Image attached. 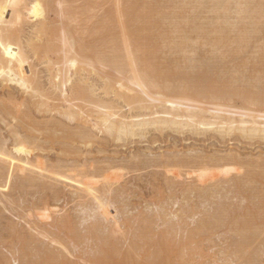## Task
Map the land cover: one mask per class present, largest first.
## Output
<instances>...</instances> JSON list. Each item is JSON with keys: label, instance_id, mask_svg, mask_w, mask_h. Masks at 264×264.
<instances>
[{"label": "rangeland", "instance_id": "obj_1", "mask_svg": "<svg viewBox=\"0 0 264 264\" xmlns=\"http://www.w3.org/2000/svg\"><path fill=\"white\" fill-rule=\"evenodd\" d=\"M52 1L54 3L52 4L53 7H51V3V6L46 2V4H44L43 0H26L27 4H25L22 9L25 20L19 27L22 45L29 59L25 69L31 76H33V72L37 74L35 78V87L39 93L27 94L17 86L9 85L8 87V85L2 84L0 80V146L15 158H22L24 161L28 160V162H31L33 165L40 164L48 170V173H43L41 175L37 173H35L37 175L31 174L33 175L31 176L32 179L30 178L31 180L28 182V179L26 180L25 178L26 174H28L27 177H30L29 173L24 175L18 173L16 176H13L6 172L7 170L3 171L6 166L4 167L2 165V167H4L3 170L1 169L2 167H0V264H132V261L138 264V262L142 260H147L151 255L150 259L154 261L156 257H152L154 253L158 252L159 247L163 245L162 243L170 245L168 249H170L171 253L167 256L170 257L169 260H167L170 264H264V247H262V245L264 246V242L261 241V238L264 237L262 234L264 233V204H262L264 200V135L260 136L257 134V136H254L253 132H247L246 134L241 133V131L239 133L238 130V132L233 131L234 133H229L227 131L225 134L224 132L227 128L222 130L224 132L219 131L220 128H218V133L217 130H214L217 129L216 126H214V129L209 127L206 130L204 127H200L198 129L196 128V131L193 127L188 128V126H184L185 128H182V126L179 125L163 126V124L136 127L133 134L123 136L119 139L116 133H100L99 130L94 128V123L91 122L93 120L91 116L94 118L98 117L105 112L104 109L106 108H108L107 110L113 111L109 108L111 105L115 107L114 110L119 111L113 112L121 114L120 117H122V115H124V118L127 116L126 119L129 118L127 120L130 122H137V120L140 122V120L146 117L145 115L149 114L147 112H150L151 115L152 109H148L149 111H145L144 109L143 111L139 109L140 107H138V105L135 103L132 105L133 103H131L133 110L131 111L128 104L125 105L126 102L123 103L122 100L124 99L120 102V99H118L120 94L126 91L118 84L120 81L119 78L123 75H121L118 72L119 69H117V66L120 65H108L109 63L107 65H100L101 67L98 66L95 73L91 71L90 68V70H85L88 68L82 66L81 63L76 67L79 70L81 69L80 71L78 69H74V71L71 70V76L73 77V79H71L73 82L71 80V84L68 85V94L66 96L71 101H65H69L72 107L70 108L69 106L68 108L69 103L67 104L63 100L61 94V83L59 80L54 79L58 73V70L57 73L55 70L58 66L61 67L60 62L63 63L66 55H68V58H71V55H76L72 58H79L77 59L79 61L81 58L80 55L83 54L80 60L83 62L85 53L88 51H85V49L90 45H95L94 48L97 47L100 49V52L95 50L98 51L96 52L98 54L102 53L103 50L105 52H103L104 54H109L110 48H108V46L105 47L102 45L101 48L103 50L99 47L102 42V44H104L103 36L108 37L111 35L110 39H112L117 34L118 36L116 35V38H119L123 31L120 33L119 31L121 30H114V27L103 29L102 18L106 17L105 15L112 10H116V1H120L121 8L127 9V6L131 5L130 3L134 2V0ZM60 1L62 3L64 1V5L61 3L60 6ZM224 1L227 2L226 4H229V11L226 12H228L227 16H230V21H228L229 17L225 15L227 14L226 12L223 15L227 17V21L231 24L232 28L236 25H238L236 27L237 29L245 27L251 34L249 35L250 37H256L255 39L251 37L254 41L251 39V44L249 43V47L251 48L247 47L249 49H246L250 54L246 53V51L240 54L238 50L234 48L231 49V47L225 50H233L231 55L234 56L235 54L236 56H231L229 57L230 59L227 58L230 54L226 55V53L225 55L227 57L224 56L223 52L228 51L223 49V52H217L219 53L218 57L220 56L219 59L221 58L219 61L222 62L224 58L227 61L223 60L224 63L222 62V64L226 69L228 68L227 70L234 69L235 71L237 70V72L238 70L244 72L243 77L245 78L246 76L250 78L252 75H248L254 74L253 78H251L252 80L247 78L242 79L243 77L240 75V72H238V74L234 76L236 79L238 78L237 81L240 83H245L247 80L248 82L249 80L253 82L255 75H258V77L255 76L257 79L260 77V74H256V71L259 70L258 68L261 66L264 67V63L260 61L264 59L262 57L264 56V51H262L264 50L262 49L264 48V32L262 30L261 34L260 32L259 34L257 33L260 35V40L259 36L257 37V35H255L256 31H254V29L256 30L255 27L258 26L257 24L261 26L260 24L264 23V20H253L252 17L249 19L250 14L247 15V13L243 14L249 17L248 19L244 17L246 20L244 23V20L242 21L239 19V17L243 15L240 13L239 16L238 13L234 12H239L241 10L239 8H243L244 6L245 9H249V6H252L250 7L252 9L254 5L256 7L252 10H257L260 7L259 4L264 3V0ZM40 3H42L41 6ZM55 3H58L57 7H55ZM217 3L218 0H139V2L134 3V6L137 7L138 5L140 7L136 8L137 10L139 9L140 13L143 7H146L148 11L151 8L150 10H154V12L158 13L152 17L147 15L145 19L141 20L142 23H144V21L145 23L149 21L158 25L155 39L156 50L154 51V55L152 53L151 60L155 68L167 67L170 61H172L171 59H173L183 68V72L184 70H190V65L185 64L189 60H185L186 62H183L184 60L182 61V56H185L184 54H186L188 49H186V51L184 50L185 53H183L172 48L170 44L175 40L176 42L181 41L182 43V40L190 38L191 41L199 43L201 46H194L193 49L195 48L199 54H203L204 56L206 54H204V52H207V50L210 51L209 49L211 48L206 47L207 45H204L205 47L202 46L204 39H200L199 33L190 29L189 25L194 23V18H197V23L200 20L201 24L205 23L209 25L207 28L210 29L209 27L211 24L209 23H214L212 21L215 17V21H219L217 20L216 14L215 17H213L214 15L211 12L212 9H210L211 6ZM246 3H248L249 6L246 7ZM38 4L39 7H37ZM42 5L45 6L42 7ZM113 5L115 7H113ZM237 5L241 6L238 8L236 7ZM131 6H133V4ZM36 7L39 9L35 14ZM54 7L55 10L53 9ZM235 7L239 10H236ZM59 9L60 11L62 9L65 18L59 14ZM41 10L42 14L37 15ZM259 10L260 9H258V11ZM45 11H47V13ZM55 12L58 15H56ZM44 15H46V19L42 18ZM39 16H42V19L39 18ZM253 17L255 18L256 16ZM39 19L42 21L41 26H43V22L46 21V24H44L45 26H43L44 31H42L43 28L39 30L41 27L38 26L41 22ZM123 20H125L124 17ZM238 20L241 21L239 23H242V25L238 23ZM220 22L223 25L225 24V27L229 26L228 23H223L225 22L224 20H220ZM56 23L60 25L58 26ZM132 23L130 27H134L138 24L137 27L132 28L133 30L130 29L133 31L132 33L137 30L136 34L141 38L139 43L144 45L145 41L143 38L146 35L145 29L143 30L142 25H139L140 22ZM215 23L213 24L214 28L217 25H215ZM199 24L200 22L198 25ZM222 24H218L217 26H223ZM263 25L264 24L259 28H264ZM143 26L146 28V25L143 24ZM179 26H181V28L187 26V28L181 30ZM177 27H179V29ZM229 27H226V29H229ZM211 28L213 27L211 26ZM59 29H61V31L63 30V32L59 31ZM109 29H113V36ZM237 29L235 31L234 29H229V32H236ZM36 30H39V33L35 32ZM59 32H61V34ZM234 32L230 33L231 39L232 37L234 38ZM123 35H125L126 38L127 33ZM130 36H127L129 37L127 40L130 39L129 42L124 39L128 43L125 44L128 45L125 46V48L129 47L127 49L132 51L136 43L133 41L135 36ZM37 37L41 41L38 40ZM28 39L32 41L34 39V41H36L34 43L36 53L27 46ZM72 39L75 45H73ZM65 40L67 45L69 42L72 43V47L74 46L73 52L70 51V53H68L70 49H68V51L66 49L64 50V48L67 47V45L66 47L64 46ZM124 40H122L123 43ZM129 43L132 44L133 48ZM84 45H87V48H85L86 46ZM81 46L85 48L82 49L83 51L79 50ZM91 46L89 48H92ZM122 46L124 47V45H121V47ZM127 49L124 50L126 51ZM190 49L187 52L188 55L197 53L193 52L196 50L192 51L191 49L190 51ZM74 51L80 55L74 54ZM95 51L94 54H96ZM125 51L123 52L124 55ZM133 51L132 53H134ZM235 51H237V53H235ZM47 52L49 53L48 58L46 56ZM221 52L223 54H221ZM92 53L90 52L91 55H89V57H92ZM187 54L186 57H188ZM134 55L136 54L134 53ZM137 55L134 59L138 57ZM139 55L141 56L142 54L139 53ZM242 55L245 56V60H247V58L248 60L250 59V63L248 60H243ZM258 55L261 57L258 58ZM95 56H97V54ZM95 56L92 57L93 59L91 60L97 61ZM198 56V54L195 55V61L192 62L193 64L198 62L200 58L203 60L202 56ZM49 57L51 59H49ZM189 57H191V55ZM235 57L236 60L241 63L236 60L233 61L235 64L230 62V60H234ZM52 60H56L58 63ZM256 60H259L260 64L258 62L257 64ZM51 62H54L53 64L56 63V65L51 64ZM246 62H248V64ZM189 63L190 62H188V64ZM217 63L210 64V71H212L213 68V71L216 73L212 71L211 73L213 74L208 76H214L216 79H213V81L212 78L209 77V79H211L210 81H212L210 83L212 84L214 81L218 83L219 81V85H215L220 87V85H224L223 83L220 84V80H222L221 77L224 78V74L228 73H226V70L224 71V67L221 68L222 64L219 63L220 65L218 64L217 66ZM126 64H128V62L124 61V65ZM193 64L191 65L192 67L196 64L200 67L203 66L200 62ZM214 64L216 65L214 66ZM239 64H244V66L240 65L236 67ZM129 65H131L128 67H131L130 70H136L132 73L137 74L139 72L137 69H140V67L137 66L138 68L136 69V65H132L131 61H129ZM247 65L248 69H246ZM53 66H55V68ZM229 66H231L230 69ZM232 66H234V68ZM241 66L245 67V69L241 68ZM239 68L242 69V71ZM220 71H223V73L221 74ZM263 72L262 70L261 75ZM52 73L56 75L52 76ZM217 73L218 76L221 75L220 78H217V75L215 76ZM230 75L225 78L230 79ZM232 75V80L229 83L231 84L233 81L232 84H235L233 85L235 87L232 86L231 89L244 90V88L240 87L241 84L239 82L236 81L237 83H234L236 79L234 80ZM50 76L52 77L51 79ZM263 78L264 77H262V79ZM175 79L176 80L173 81L174 86L182 83V80L180 81L181 78L177 77ZM226 79L225 81H228ZM260 79L258 80L259 82ZM107 80H110L109 83L114 84V88L112 87L113 85L111 86V84H109L110 87L113 88L112 93L110 89V93L106 94L104 89L107 90V85L105 86L104 84H106L105 81ZM54 81H57L59 85L54 83ZM261 82L264 83V81ZM200 83H203V85L209 84L205 81H199V87H201ZM229 83L225 82L226 85H224V88L230 85ZM263 83L262 86H260L261 83H258L259 85L255 83L260 88L258 90L256 86L255 89L257 88L256 90L258 93L256 90L255 93H264L259 92L263 91L261 90L264 87ZM238 85L239 87L237 88ZM246 85L250 87L251 84L247 83ZM77 86L86 89V96L76 95L75 91V95H72L71 92H73V89H77ZM130 86H132L133 89H131L132 87L127 89V91L129 90L128 93L131 92V95L137 93L136 95H138L139 89L133 85ZM58 88H60V91ZM231 89H229V91L234 92ZM245 89L247 91V86ZM117 90L122 91L120 93L118 92L119 96L117 93L114 94ZM107 92H109V90ZM87 94L92 95L95 101L93 97ZM116 95L118 96V100L116 99ZM230 95L234 96L233 93H230ZM66 97H64V99ZM88 97L92 98L91 100H93L95 104L91 103ZM233 98H235L233 105L237 110L242 111L244 108V106H242L244 105V102H242L243 100L238 97ZM97 102L98 104L105 105V107L100 105L101 107H99V109L101 111L96 107ZM157 106L156 112H158V109L159 112L161 110L160 113L167 110V108L163 110V108H165L164 106ZM154 111L155 110H153V112ZM67 113L72 115L71 119H68ZM142 115H144L143 118ZM128 116H133L132 118L134 119L131 118V121ZM155 117L157 116H147L144 120H150ZM161 117L164 116L162 115ZM114 119L116 120L115 122ZM114 119V123L119 121V118ZM180 121H183V119ZM19 141H23L30 150L27 155L20 158L15 147L16 143ZM227 160H229V163H227ZM225 161V170L228 171L227 166H230L232 170L234 169L233 171L230 169L228 172H225L223 169L224 167H220L223 166L221 165L223 162L225 165ZM49 172L54 173V175L58 174V176H62V178L63 176L68 178L72 177V179H81L84 183H92L90 185L94 184V187L98 189L99 193H97L107 202L106 204L103 203L104 200H101L104 206L112 209L108 208L112 212L111 220L109 219L110 222L100 217L102 214L100 213V209L96 212L99 207L97 201V205H95V200H92L93 197L88 196L84 191L80 193L78 189L76 190L77 187L72 181H66V179L53 176V174L51 176ZM200 174L201 176L205 175V177L201 179V176H199ZM39 176L44 177L41 178ZM33 178L36 180H33ZM37 180L38 182H36ZM234 180H239V182L236 183ZM234 182L238 185H235ZM239 184L241 185L239 186ZM234 185L235 187L237 186V188H235ZM238 189H241L240 192ZM101 197L99 198L102 199ZM258 204L263 208L260 209L261 207ZM222 206L224 208L222 211L231 208L230 211H226L227 215L231 213V215H228L229 217L233 215L232 220L229 217L228 220L227 217L223 219V213L220 211ZM232 211H235V214H233ZM217 213L218 216L222 217L221 219L218 216L216 217ZM212 214L215 217L212 218ZM225 214L226 213H224L223 216H227ZM260 214L262 218L259 216ZM207 215L212 219L209 220L210 217ZM253 215L256 216L254 220L251 219ZM238 216L241 222L238 220ZM215 219L220 220L217 222ZM112 220H115V222L112 223ZM205 220L208 222L214 221L213 225H211L212 222L207 224L208 222H205ZM245 220L248 222L250 221L252 223L251 226L250 222L248 224ZM236 221H238V223L240 222L236 224L239 226L244 223L243 221L247 222L250 228H247V226H245L247 224L244 223L243 227L245 230L247 228L250 229V231H256L254 232L255 234L249 232L253 234L252 236L255 235V237H258H253L251 240L252 236H249V232L247 231L246 233V231L243 230L244 228L242 229V231H245L242 233L244 235L243 237L240 235L242 231L239 230V226L237 231L240 232L235 233L237 226L234 224ZM110 224L114 225V227L112 225L110 227ZM205 227H210V229L204 230ZM198 228H202L203 231H199ZM201 231L203 233H201ZM260 232H262V235H260ZM246 234V238L248 236L250 238L248 240L254 241L255 238L252 245L249 243L250 246H248L247 244V254H245V251L240 252L239 248H241V246L238 247L241 245L240 243H247V241H244ZM147 236L149 240H147ZM161 238H165L162 239V243L160 242ZM153 240L159 241L158 243H161V245L156 247V242ZM257 241L259 244H257ZM255 243L257 245H255ZM244 246L245 244L243 243L242 247H247ZM254 246L256 248L255 251H253ZM164 247L167 246L160 247L159 251H164L166 253L168 250L165 251L167 248ZM238 251L245 254V256H243L245 259L241 258L242 254ZM163 253H160L162 254L161 259L164 258L165 260L163 259V262H166L165 256L167 254ZM107 255H109L110 258L107 259ZM126 256L131 259L123 263L122 258ZM161 259H156L157 263L161 261ZM119 260L122 263H120ZM151 260H147V262L153 263ZM156 261H154V263Z\"/></svg>", "mask_w": 264, "mask_h": 264}, {"label": "bare ground", "instance_id": "obj_2", "mask_svg": "<svg viewBox=\"0 0 264 264\" xmlns=\"http://www.w3.org/2000/svg\"><path fill=\"white\" fill-rule=\"evenodd\" d=\"M49 4L50 5V3H51V5L52 4H54L53 3V1L52 0H43V3L44 4ZM136 2H139V0H134V2H132V3H130L131 5L133 4V6H131V5H129V6H127V9L125 10L124 8H121L122 6L120 5V1L118 2V1H116V10H112L111 12H109L107 15H105L106 17H104V18H102V20H103V22H102V20H101V22H102V27H103V29L105 28H107V27H109V28H113L114 27V30L115 29H120L121 31H119L120 33L123 31V33H121V36H119V38L117 37L116 38V35H115V37H113L112 39H110V37H111V35H109L108 37H106V36H103V40H104V44H102L103 42H102V39H101V44H100V48H101V46L103 45V46H105V47H107L108 46V48H110V53L109 54H104L105 52H104V50L102 51V53H96V52H98L100 49L99 48H97V47H95L94 48V46H91L92 48H87V45H84V46H86L85 48H87V49H85V48H83L82 46V48L80 47V49L79 50H82V49H85V51L86 50H88L87 51V53H89V54H87V53H85V52H83V53H85V59H84V61L82 62V61H80L81 60V58L83 57V56H81V55H83V54H78V53H76L75 51H74V54H78V55H80V62L77 60V59H79V58H77V59H74V58H72L73 56H76V55H71L72 57L71 58H68V55H66V53H65V55H66V57L64 58V61H63V63L62 62H60V65H61V67H57V69L55 70L56 71V73H57V70H58V73H57V75L55 76L54 75V73H52V76H55L56 78H54V79H57V80H59L60 81V87H62V97H63V100L65 101V100H70V99H68L66 96H67V94H68V85L69 84H71V80L73 79V77L71 76V70H73L74 71V69H78V68H76L78 65H79V63H81V65L82 66H85L86 68H88V69H85V70H90L91 69V71H93L94 73L96 72V70H97V67L98 66H100V65H107L108 63V65H113V64H116V65H120V66H117L118 68L117 69H119L118 70V72L121 74V75H123L121 78H119V77H117V78H119V80H117V81H119V83L118 84H120L119 86H121L122 87V89H124V90H126V91H124V92H122V91H116V92H114V94L115 93H117V95L119 96V94H118V92L120 93V92H122L121 94H120V97H122V98H118V96L116 95V99L118 98V99H120V102H121V100L122 99H124V100H122L123 101V103L124 102H126L125 103V105L126 104H128V107H130L131 109V111H133L132 110V107H131V103H133L132 105H134V103L136 104V105H138V107H140L139 109L140 110H143L144 111V109H145V111L146 110H151L152 109V111H151V115H150V112H147V113H149V114H147V115H145V113H144V115L146 116V117H144L143 118V116L144 115H142V120H144L145 118H147V116H149V117H153V116H157V117H155V118H151L150 120H144V121H142V120H140V122H139V120H137V122H135V121H133V122H130L129 120H127V119H129V118H127L126 119V117L124 118V115H122V117H120V115L121 114H117V113H115V112H113V111H117V110H114L115 109V107L113 106V105H111V106H109V108H111L113 111H110V110H107L108 108H106V109H104L105 110V112L104 113H102L101 115H99L98 117H93V116H91L92 117V123H94V128H96V130H99V132L100 133H108V134H114V133H116V135H117V137H118V139L119 138H121V137H123V136H127V135H130V134H133L134 133V130H135V128L136 127H148V126H155L156 124L157 125H161V124H163V126H166V125H179V126H182V128H185V127H187L188 126V128H190V127H193V128H200V127H204L205 128V130L206 129H208L209 127H211V129H214L215 127L214 126H216V128L217 129H214L215 131L217 130L218 131V128H220L219 129V131H221V132H224V131H222V130H224L225 128H227V129H225V134H226V132L228 131L229 133H231V132H238L239 131V133H240V131H241V133H246L247 134V132H253L252 134L254 135V136H257V134L258 135H264V93L263 94H257L258 92H257V88H258V90L260 89L257 85H259L258 83H261L260 84V86H262V83L263 82H261V81H264V78L262 79V77H264V72H263V76L261 75V73H262V70L264 71V69H261V68H264L263 66H258V67H260V68H258L259 70H255L256 71V74H260L259 76V78L257 79L255 76H257L258 77V75H255L254 76V81L252 82L251 80V78H253V75L254 74H250V75H248V76H251L252 75V77H248L247 78V76H246V78L247 79H251V80H249V82H248V80H247V82L245 81V83H244V85H243V83H240L239 81H237V79L235 78V76L234 75H237L238 74V72H240L239 70H238V72H237V70L235 71L234 69H230V67L231 66H229V69L230 70H227L226 68H225V66H223V64H222V62H223V60H225L224 58H223V60H222V62L221 61H219L220 59H219V57H218V54L219 53H217V52H220V51H222L223 52V49L225 50V49H227V48H231V49H235V50H238L239 52H240V54L241 53H243V51H246V49H249V48H251V47H249V43L253 40L254 41V39H255V37L256 36H251V37H253V38H251L249 35H251L248 31H247V29H245V27H241V26H239V27H241V28H239V29H237L236 27L238 26V25H236L234 28H232V26H231V24H229L228 23V21H230V16H227L228 15V12H226V11H229L228 9H229V4H226L227 2L226 1H224V0H218V3L216 4V5H213V6H211V8L210 9H212L211 10V12L213 13V17H215V14L217 15V20H219V21H215L216 20V17H215V19L214 18H212V19H214L212 22H216L215 23V25L217 24H219V25H221L222 23L220 22V20L221 21H225V22H223V23H228V25L230 26H226L227 28L229 27V29L231 30V29H234V31L237 29V31L236 32H234L235 34L233 35L234 36V38L232 37V39H231V34L230 33H233V32H229L230 30L229 29H226V27L224 26H217L216 25V27L214 28V23H209V24H211V26L213 27V28H211V26L209 27L210 29H208L207 27L209 26V25H206L205 23L203 24H201V21L199 20V22H200V24L198 25V23H197V21H198V19L197 18H194L195 20H194V23L193 24H190L189 26H190V29H193V30H195L196 31V33L198 32L199 33V36H200V39H204V42L202 43V46H204V45H207L206 47H209V48H211V49H209L210 51H211V55H210V51H208L207 50V52H204V54L206 53H208L207 55L205 54V56L203 55V54H199L198 53V51L194 48L193 49V47L194 46H200L199 45V43H195L194 41H191V39L190 38H188V39H184V40H182V43H181V41H178V42H176V40L175 41H172L171 42V47L172 48H174V49H177L178 51H180V52H183V53H185V51H186V49H192V51L193 50H196V51H193V52H197V53H191L190 54V52H189V54L191 55V57H189L190 55H188L187 54V52H188V50H187V52H186V54L188 55V57H189V59H188V57H186V54H184L185 56H182L183 57V59H182V61L183 62H186L185 60H189L188 62H190L189 64H188V62H186L185 64H187V65H190L189 67H191L190 68V70H184V72L182 71L183 70V68L182 67H180L179 65H178V62L176 61V60H173V59H171L172 61H170V64L169 65H167V67H157V68H155L154 66H153V64H152V62H151V60H152V53H153V55H154V51L156 50V43H155V39H156V33H157V30H158V25L157 24H154V23H151V22H149V21H147L146 23H145V21H144V23H142L141 22V20L142 19H145L146 17H147V15H149V17H152V16H154V15H156V14H158L157 12H154V10H150L149 9V11H148V9L146 10V7H143V11L141 10V13H140V11H139V9L137 10L136 8H138L139 6L137 5V7L136 6H134L135 4L134 3H136ZM60 4V6H61V1L59 2ZM25 4H27V2H26V0H0V80H1V82H2V84H4V85H8V87H9V85H14V86H17L18 88H20L24 93H27V94H29V93H39L38 92V90H37V88L35 87V78H36V76H37V74L35 73V72H33V76H31L28 72H27V70L25 69L26 68V66L28 65V62H29V59H28V55L26 54V52L24 51L25 49H24V47H23V43H22V41H21V37H20V26H21V24L24 22V17H23V14H22V9H23V7L25 6ZM41 4L42 3H40V6H41ZM56 4V6L55 7H57V4L58 3H55ZM63 5H64V1H63V3H62ZM247 5H246V7L247 6H249V4L248 3H246ZM263 4V5H262ZM50 5V6H51ZM114 5H115V3H114ZM113 5V7H115ZM203 5H204V3H203ZM239 5V4H238ZM236 6V7H240V6ZM257 5V4H256ZM260 5V7L258 8V9H260L259 11H258V9L256 10H252V9H254L256 6L254 5L253 6V8L251 9L250 7H252V6H249V9L248 8H246V9H248L247 11H245L246 9H245V6L243 7V8H239V9H241L239 12H234V13H238L239 14V16H240V13L243 15V14H247V15H249L250 16V18L249 17H246V16H240L239 17V19L240 20H244V23H245V18L244 17H246V19H251V17H252V19L253 20H256V19H258L259 21L260 20H264V3H260L259 4ZM45 6V5H44ZM43 5H42V7H44ZM37 7H39V4L37 5ZM36 7V12H35V14L38 12V9L39 8H37ZM41 7V8H42ZM46 7H48V6H46ZM51 7H53V5L51 6ZM51 7H50V10H51ZM55 7L53 8L54 10H55ZM204 7V6H203ZM230 7H231V5H230ZM235 7V8H236ZM59 8V7H58ZM64 8V7H63ZM140 8V7H139ZM234 8V9H235ZM238 8H236V10L238 9ZM47 9V8H46ZM114 9V8H113ZM124 11H123V10ZM238 9V10H239ZM243 9H245V10H243ZM59 11H60V9H59ZM148 11V12H147ZM235 11V10H234ZM242 11V12H241ZM243 11H244V13H243ZM46 13H47V11H45ZM227 13V14H225L227 17H229L228 19H227V17L226 16H224L223 14L224 13ZM262 12V13H261ZM57 13H59V12H57ZM41 15L42 14V10L41 11H39V13L37 14V15ZM43 14H45V13H43ZM55 14H56V12H55ZM59 14H61L62 15V17L63 18H65L64 16H63V12H62V9H61V11H60V13ZM36 15V16H37ZM56 15H58V14H56ZM223 15V16H222ZM48 16V15H47ZM253 16H256L255 18L253 17ZM42 17V16H41ZM40 16H39V18H41ZM59 17V16H58ZM123 17H124V19L125 20H123ZM237 17H238V15H237ZM42 18H47L46 17V15H44V17H42ZM41 18V19H42ZM60 18H61V16H60ZM60 18H58V19H60ZM244 18V19H243ZM263 18V19H262ZM41 19H39L40 21H41ZM44 19V20H45ZM57 20V19H56ZM63 20V19H62ZM228 20V21H227ZM227 21V22H226ZM46 21H44L43 23L44 24H46L45 23ZM56 22H58V21H56ZM132 22H140L139 23V25L141 24L142 25V27H143V30L145 29V32H146V35H145V37L143 38L144 39V41H145V44L144 45H141L139 42H140V40H141V38L140 37H138V34H136L137 33V30H135L134 31V33H132L133 31H131V29L132 28H134V27H137V25L136 26H132V27H130V24L132 23ZM239 22H241V21H239L238 20V23ZM41 23H42V21L40 22V24H38V26L40 27L41 26ZM48 23V22H47ZM237 23V24H238ZM243 23V24H244ZM44 24H42L43 26H45ZM51 24V23H50ZM49 24V25H50ZM56 24H58V23H56ZM62 24V23H61ZM143 24L144 25H146V28H144V26H143ZM240 24V23H239ZM262 24H264V23H262ZM262 24H260L261 26H262ZM60 24H58V26H59ZM112 25V26H111ZM132 25H133V23H132ZM240 25H242V23L240 24ZM258 26L257 27H255L256 28V30L254 29V31H256V33H255V35H257V37L259 36V39H260V35H258L259 34V32H260V34L262 33L261 31L263 30V32H264V28H259V27H261V26H259V24H257ZM37 26V25H36ZM43 26H41L40 28H39V30L41 29V28H43ZM178 26V25H177ZM141 27V26H140ZM176 27V26H175ZM180 27V29L182 30V29H184V28H187V26H184V27H182L181 28V26H179ZM179 27H177L178 29H179ZM263 27H264V25H263ZM36 28H38V27H36ZM55 28V27H54ZM57 28V27H56ZM59 28V27H58ZM60 28H61V26H60ZM131 28V29H130ZM174 28V27H173ZM47 29V28H46ZM62 29V28H61ZM61 29H59V31H61ZM39 30L37 31H35V32H37V33H39ZM66 30V29H65ZM65 30H64V32H65ZM110 30V29H109ZM113 30V29H112ZM112 30H110V32L112 33ZM133 30V29H132ZM185 30V29H184ZM42 31H44V28L42 29ZM67 31V30H66ZM41 32V31H40ZM61 32H63V30L61 31ZM61 32H59L60 34H61ZM125 32V33H124ZM32 33H34V32H32ZM58 33V32H57ZM127 33V35H126V38H125V35H123V34H126ZM131 33V34H130ZM258 33V34H257ZM54 34V33H53ZM59 34V35H60ZM106 34V33H105ZM129 34V35H128ZM132 34H134V35H132ZM31 35V34H30ZM38 35V34H37ZM41 35V34H40ZM55 35V34H54ZM65 35H67V34H65ZM64 35V36H65ZM71 35V34H70ZM102 35H104V34H102ZM130 35H132V36H130ZM32 36H34V35H32ZM39 36V35H38ZM62 36V35H61ZM72 36V35H71ZM70 36V37H71ZM112 36H113V33H112ZM118 36V35H117ZM122 36H124V37H122ZM127 36H130V37H133V36H135V38H133V41H135L134 43H136V46H134V53L138 56L136 59H134V57L136 56V55H134V53H132V51L131 50H129V49H127V48H129V47H127V48H125V46H128V45H125V44H128L127 43V41L129 42V40H127L129 37H127ZM36 37V36H35ZM57 37V36H56ZM67 37V36H66ZM66 37H65V39H66ZM106 37V38H105ZM38 38V37H37ZM58 38V37H57ZM69 38V37H68ZM123 38V39H122ZM60 39H61V37H60ZM64 39V38H63ZM118 39V40H117ZM124 39H126V40H124ZM252 39V40H251ZM259 39H256V40H259ZM38 40H40L39 38H38ZM43 40V39H42ZM117 40V41H116ZM122 40H124V43H123V41ZM131 40H132V38H131ZM250 40V41H249ZM261 40V39H260ZM41 41V40H40ZM69 41V40H68ZM72 41V43H73V45H75L74 43V41H73V39L71 40ZM125 41H126V43H125ZM36 41H34V39H33V41L31 40V39H28L27 40V46L29 47V48H31L32 50H33V52H35L36 53V49H35V45H34V43H35ZM62 42V41H61ZM64 42V41H63ZM130 42H132V41H130ZM70 43L71 42H69V46L67 45V42H66V40H65V42H64V44H62V45H64L65 47H66V45H67V47L66 48H64V50L66 49L67 51H68V49H70L69 50V52L68 53H70V51H72L73 52V47H72V43H71V46H70ZM77 43V42H76ZM121 43H123V44H121ZM253 43V42H252ZM130 44V43H129ZM251 44V43H250ZM93 45V44H92ZM121 45H124V47L122 46L121 47ZM131 46H132V44H130ZM209 45V46H208ZM69 47V48H68ZM70 47H72V48H70ZM76 47H77V44H76ZM201 47V46H200ZM205 47V46H204ZM247 47H249V48H247ZM97 48V49H96ZM132 48H133V46H132ZM76 49V48H75ZM124 49H127L128 50V52H127V50L125 51ZM131 49V48H130ZM191 49H190V51H191ZM198 49V48H197ZM200 49V48H199ZM208 49V48H207ZM261 49V48H260ZM262 49H264V48H262ZM261 49V50H262ZM95 50H98V51H95ZM185 50V51H184ZM203 50V49H202ZM204 50H205V48H204ZM67 51H64V52H67ZM83 51V50H82ZM94 51H95V53L97 54V56H95L96 54H94ZM125 51V55L123 54V52ZM225 51H228V50H225ZM229 51H230V49H229ZM229 51L228 52H223L224 53V56H226V55H229L227 58H229V57H231V56H233V55H231L232 54V52H233V50H231L230 51V53H229ZM262 51H264V50H262ZM90 52L92 53V57H96L97 58V61H94V60H91V59H93L91 56V58L89 57V55H91L90 54ZM100 52V51H99ZM104 52V53H103ZM121 52V53H120ZM221 52V54H223ZM261 52V51H260ZM259 52V53H260ZM67 53V54H68ZM80 53V52H79ZM82 53V52H81ZM139 53H141L142 55L140 56L139 55ZM202 53V52H201ZM227 53V54H226ZM235 53H237V51H235ZM246 53H249L248 52V50L246 51ZM49 53L47 52L46 53V56H47V58H48V55ZM122 54H123V56H122ZM196 54H198L199 56H202V59L203 60H201V58L199 59V60H201V61H199L198 60V62H200V64L202 63L203 64V66H197V64L195 65V66H191L193 63L192 62H194L195 60V55ZM226 54V55H225ZM239 54V53H238ZM250 54V53H249ZM94 55V56H93ZM99 55V56H98ZM210 55V56H209ZM259 55H261V54H259ZM258 55V58L259 57H261V56H259ZM88 56V57H87ZM198 56V57H199ZM234 56H236L235 54H234ZM233 56V57H234ZM243 56V60H245L244 58H245V56L244 55H242ZM70 57V56H69ZM78 57V56H77ZM238 57V56H237ZM241 57V56H240ZM239 57V58H240ZM250 57V56H249ZM263 58H264V56H262ZM205 58V59H204ZM49 59H51L50 57H49ZM48 59V60H49ZM230 59V58H229ZM193 60V61H192ZM197 60V59H196ZM236 60V57L234 58V60H230V62H233V61H235ZM241 60V59H240ZM247 60H248V58H247ZM247 60H245V61H247ZM46 61V60H45ZM52 61H54V62H56V63H58L56 60H52ZM124 61H126V62H128V64H126V65H124ZM129 61H131L132 62V65L133 64H135L136 65V69L138 68V67H140V69H137V70H139V72L137 73V74H135V73H132V72H135L136 70H130V68H128L129 66H131V65H129ZM181 61V62H182ZM219 61V62H218ZM225 61H227V60H225ZM237 61V60H236ZM250 61V59L248 60V62ZM261 61V63H264V62H262V61H264V59H261L260 60ZM50 62V61H49ZM54 62H51V64H53ZM180 62V63H181ZM198 62H195V63H198ZM218 62V63H217ZM221 62V63H220ZM237 62H239V63H241L240 61H237ZM248 62H246L247 64H248ZM259 63L260 64V62H259V60L257 61L256 60V63ZM56 63L55 64H53V65H56ZM62 63V64H61ZM97 63V64H96ZM194 63V64H195ZM213 63H217V66H218V64L220 63V64H222V67L221 68H223L224 67V71L226 70V73H228V74H224V78L223 77H221L222 78V80H223V82H222V80H220V84H224V85H226L225 84V82H231V80H232V77H231V75L233 74V73H235V72H237L236 74H233L232 76H233V78H234V83H237V82H239L240 84H241V88H244V90L243 89H236L237 90V92H236V90H234V89H231L232 88V86L233 85H235V84H232L233 83V81H232V83L230 84V85H228V86H226V88H224L225 86L224 85H220V87L218 86L217 87V85H215V84H218L219 85V81H218V83H217V81H214L212 84L210 83V82H212L213 81V79L215 80L216 78H214V76H208V75H211V74H213V73H211L212 71H213V68H212V71H210V64H213ZM224 63V62H223ZM229 63V62H228ZM227 63V64H228ZM234 63V62H233ZM243 63V62H242ZM250 63V62H249ZM255 63V64H256ZM257 63V64H258ZM193 64V65H194ZM219 64V65H220ZM235 64V63H234ZM80 65V66H81ZM115 65V66H116ZM181 65V64H180ZM216 64H214V66H215ZM240 65H243L244 66V64H239V65H237L236 67H238V66H240ZM48 66V65H47ZM81 66V67H82ZM138 66V67H137ZM197 66V67H196ZM213 66V65H212ZM235 66V65H234ZM234 66H232L233 68H234ZM50 67V66H49ZM54 68H55V66H53ZM80 67V68H81ZM101 67V66H100ZM209 69H208V68ZM226 67H227V65H226ZM53 68V69H54ZM90 68V69H89ZM216 68V67H215ZM241 68H243V69H245V67H242L241 66ZM49 69V68H48ZM51 69V68H50ZM217 69V68H216ZM220 69V68H219ZM236 69V68H235ZM240 69V68H239ZM246 69H248V65H247V67H246ZM79 70V69H78ZM81 70V69H80ZM79 70V71H80ZM84 70V69H83ZM223 70V69H222ZM234 72H233V71ZM241 71H242V69H240ZM232 71V72H231ZM243 71H245V70H243ZM247 71V70H246ZM52 72V71H51ZM50 72V73H51ZM213 72H215V71H213ZM232 74H231V73ZM251 72V71H250ZM249 72V73H250ZM75 73V72H74ZM77 73V72H76ZM82 73V72H81ZM125 73V74H124ZM216 73V72H215ZM219 73V72H218ZM218 73L217 74H215V76L217 75L218 76ZM220 73L222 74L223 73V71L221 72L220 71ZM231 75H230V74ZM243 73L244 72H240V75L243 77ZM248 73V74H249ZM253 73H255V72H253ZM79 74V73H78ZM135 74V75H134ZM230 75V79L228 78V79H226L225 77H227V76H229ZM221 76V75H220ZM220 76H218L217 78H220ZM223 76V75H222ZM244 76H245V74H244ZM262 76V77H261ZM177 77H179V78H181L180 79V81L182 80V83L181 84H179V85H173V81H175L176 79L175 78H177ZM209 77H211L212 78V81H210L211 79H209ZM239 77V76H238ZM52 77L50 76V79H51ZM72 78V79H71ZM245 77H243L242 79H246ZM261 78V79H260ZM106 79V78H105ZM108 79V78H107ZM110 79V78H109ZM225 79L226 80H228V81H225ZM260 79V82L258 81ZM83 80V79H82ZM201 82H206V83H209V84H207V85H203V83H200L201 84V87H199L198 86V82L199 81ZM219 80V79H218ZM230 80V81H229ZM241 80V79H240ZM52 81V80H51ZM58 81V82H59ZM81 81V80H80ZM84 81V80H83ZM108 81V80H107ZM107 81H105L106 82V84H104L106 87H107V90L106 89H104V91H106L105 93L107 94V93H110V89H111V93H112V89L114 88V84H112V83H109V81L107 82ZM112 81V80H111ZM114 81V80H113ZM237 81V82H236ZM244 81V80H243ZM251 81V82H250ZM256 81V82H255ZM72 82H73V80H72ZM242 82V81H241ZM258 82V83H257ZM54 83H56L57 84V81L55 82L54 81ZM108 83V84H107ZM251 84L250 85V87H249V85H246V84ZM257 85H256V84ZM109 84H111V86L113 87H110V85ZM55 85V84H54ZM53 85V86H54ZM57 85H59V84H57ZM56 85V86H57ZM83 85V84H82ZM130 85H133L134 87H136L137 89H139V91H138V95H131V92L130 93H128V91H127V89H130L132 86H130ZM56 86H55V88H56ZM79 86H81V85H79ZM83 86H85V85H83ZM229 86H230V88H229ZM246 86H247V91H246ZM257 86V88L255 89V87ZM263 86H264V83H263ZM58 87V86H57ZM78 87V86H77ZM76 87V88H77ZM110 87V88H109ZM228 87V88H227ZM233 87H235V86H233ZM239 87V85L237 86V88ZM248 87H249V89H248ZM252 87V88H251ZM54 88V89H55ZM217 88H218V90H217ZM221 88V89H220ZM57 89V88H56ZM60 88H58V90H59ZM73 89V88H72ZM131 89H133V87L131 88ZM220 89V90H219ZM229 89H231L232 91H234V92H230L229 91ZM252 89V90H251ZM88 90H89V88H88ZM109 90V92H107ZM245 91V92H242V91ZM250 90V91H249ZM255 90H256V92L257 93H255ZM261 90H263V91H259V92H264V87L261 89ZM60 91V90H59ZM72 91V90H71ZM74 91H75V93H76V95H85L87 92H86V89H82L81 87H78L77 89H73V92H71L72 93V95L74 94L75 95V93H74ZM91 91V90H90ZM131 91H133V90H131ZM135 91V90H134ZM70 92V91H69ZM79 92V93H78ZM92 92V91H91ZM91 92H89V93H91ZM233 93V95L234 96H232V95H230V93ZM88 93V94H89ZM93 93V92H92ZM87 94V95H88ZM73 95V96H74ZM86 96V95H85ZM88 96H90V97H93L92 95H88ZM115 96V95H114ZM64 97H66L65 99H64ZM90 97H88L89 98V100H90V102L91 103H94V97H93V100H91L92 98H90ZM233 97H238L239 99H241V100H243L242 102H244V105H242V106H244V108L242 109V111H240V110H237V108L233 105L234 104V102L233 101H235V98H233ZM87 98V99H88ZM233 98V99H232ZM117 99V100H118ZM71 101V100H70ZM67 104L69 103V105H68V108H69V106H70V108L72 107L71 106V104H70V102L69 101H65ZM241 102V103H242ZM73 103V102H72ZM130 103V104H129ZM95 104V103H94ZM98 105V106H97ZM97 105H96V107H97V109H99V107H101V106H103V107H105V105H101V104H98V102H97ZM101 105V106H100ZM157 105H159V106H164L165 108H163V110L164 109H166L167 108V110H164L162 113H160L161 112V110H160V112H159V109H158V112H156L157 111V108H158V106ZM102 107V108H103ZM108 107V106H107ZM113 107V108H112ZM133 107H136V106H133ZM157 107V108H156ZM101 108V109H102ZM118 108V107H117ZM153 108H156V109H153ZM137 109V108H136ZM160 109H162V108H160ZM241 109V108H240ZM100 110V109H99ZM148 110V111H149ZM153 110H155L154 112H156V113H154L153 112ZM101 111V110H100ZM99 111V112H100ZM121 111V110H120ZM117 112H119V111H117ZM152 112H153V114H152ZM101 113V112H100ZM99 113V114H100ZM118 115H119V117H118ZM164 116V117H161V116ZM158 116H160V117H158ZM166 116V117H165ZM67 117H68V119H71L72 118V115L71 114H68L67 113ZM128 117H130V120H131V118L133 117V116H128ZM136 117H139V116H136ZM135 117V118H136ZM114 118H119V121H118V119H117V121L118 122H116V123H114L116 120L114 119ZM140 118H141V115H140ZM113 119H114V122H113ZM132 119H134V118H132ZM137 119V118H136ZM183 119V121H180V120H182ZM132 121V120H131ZM249 125H250V127H249ZM185 126V127H184ZM218 126V127H217ZM207 127V128H206ZM197 129H196V131H197ZM202 130H203V128H202ZM238 130V131H237ZM219 131H218V133H219ZM245 131V132H244ZM233 132V133H234ZM256 133V134H255ZM251 135V134H250ZM1 147V146H0ZM16 151H17V153L19 154V158L20 157H23V156H25V155H27V153L30 151L29 150V148L26 146V144L23 142V141H19V142H17L16 143ZM232 158V157H231ZM230 160V159H229ZM229 160H227L228 162L227 163H229ZM223 161V160H222ZM233 161V160H232ZM231 163V162H230ZM233 163V162H232ZM221 164V163H220ZM219 164V165H220ZM250 164V163H249ZM2 165L5 167V169L3 170V168L4 167H2ZM221 165H223V166H220L221 168H223L224 166H226V161H225V165H224V162L221 164ZM0 167H2L1 169L3 170V171H5V170H7L6 172H8L9 174H11V175H13V176H16L18 173H21L22 175H24V174H26V173H29V176L30 177H27L28 176V174H26V180L28 179V182H29V180H31L32 179V177L31 176H33V175H31V174H35V173H37L38 175L40 174H43V173H48V170L46 169V168H44V166H41L40 164L38 165H36V164H31V162L29 163L28 162V160L27 161H24L22 158H20V159H18V158H15L12 154H10V153H7L2 147L0 148ZM228 167V171L231 169L230 168V166H227ZM232 167V166H231ZM7 168V169H6ZM233 168V167H232ZM224 170L226 169L225 167L223 168ZM234 170V169H233ZM232 169H231V171H233ZM227 170H225V172H226ZM227 171V172H228ZM230 171V172H231ZM51 172H49V174H50ZM21 174H19V175H21ZM37 174H35V175H37ZM52 174H53V176H56V177H60V176H58V174H55L54 175V173H51V176H52ZM202 174H204V173H202ZM226 174V173H225ZM35 175H34V177H35ZM47 175V174H46ZM45 176V175H44ZM44 176H39V177H44ZM47 176H50V175H47ZM199 176H201V174L199 175ZM203 177H205V175H202L201 176V179H203ZM31 178V179H30ZM60 178H62V176L60 177ZM63 178L64 179H66V181H72V183H74V185H76V190L78 189L79 190V192L80 193H82L83 191L84 192H86L87 193V195L88 196H91V197H93V199L92 200H95L94 202L96 203L95 205H97V202H98V207L99 208H97V210H96V212L98 211V209H100V213H102L101 215H100V213H99V215H100V217H103L104 218V220H108V222H110L109 221V219L111 220V216H112V212L109 210V209H111L110 207H108L107 208V206H104V204L103 203H106L107 204V202L98 194L99 192H98V189H96L94 186V184L93 185H90V184H92V183H90V184H88L89 182H82V180L80 181V180H78V179H72V177H70V178H68V177H64L63 176ZM62 178V179H63ZM38 179V178H37ZM201 179H200V181H201ZM33 180H36L35 178H33ZM236 183H238L239 182V180L237 181V180H234ZM31 182V181H30ZM36 182H38V180L36 181ZM36 182H34V183H36ZM205 182V181H204ZM235 182H234V184H235ZM203 183V182H202ZM241 183V182H240ZM235 185H238V184H235ZM235 185H234V187H235ZM241 184H239V186H240ZM217 188V187H216ZM235 188H237V186L235 187ZM234 188V189H235ZM81 190V191H80ZM236 190V189H235ZM239 190V189H238ZM241 190V189H240ZM240 190H239V192H240ZM215 191V190H214ZM98 192V193H97ZM205 192V191H204ZM203 192V193H204ZM207 192V191H206ZM210 192V191H209ZM238 192V191H237ZM211 193H213V192H211ZM85 194V193H84ZM205 194V193H204ZM99 197H101L102 199H100ZM103 201V203H102V201ZM263 200V199H262ZM97 201V202H96ZM263 203L262 204H264V200L262 201ZM261 204V203H260ZM260 204H258V205H260ZM94 205V206H95ZM257 205V206H258ZM260 207H261V205H260ZM263 207H264V205H263ZM263 207H261L260 209H262ZM222 209L220 210V208H219V210L220 211H222V210H224V208H223V206L221 207ZM226 208V207H225ZM229 208V207H228ZM234 208V207H233ZM231 209V208H230ZM230 209H225V211L226 210H229L230 211ZM254 209H256V208H254ZM258 209V208H257ZM112 210V209H111ZM237 210H239V209H237ZM102 211V212H101ZM225 211H222V213H223V215H224V213H226L225 215H227V211L225 212ZM240 211V210H239ZM255 211H257V210H255ZM259 211H261V210H259ZM216 212V211H215ZM233 212V214H235V211H232ZM97 213V214H98ZM220 213V212H219ZM230 213V212H229ZM236 213H238V212H236ZM257 213V212H256ZM261 213H263L262 211H261ZM258 214H259V212H258ZM211 215V214H210ZM219 215H221V214H219ZM222 215V217H223V219H225V217H227V220L229 219V218H231V220H232V216L231 217H229L228 215H231V213L230 214H228L227 216H223ZM239 215V214H238ZM207 216H209V215H207ZM218 216V213L216 214V217ZM240 216H241V214H240ZM259 216H261V214L259 215ZM258 216V217H259ZM99 217V216H98ZM114 217V216H113ZM210 217V216H209ZM212 218L213 217H215L213 214H212V216H211ZM209 218V220L210 219H212V218ZM218 217H220V219L222 218L221 216H218ZM229 217V218H228ZM244 217V216H243ZM246 217V216H245ZM256 216H254L253 215V217L251 218V219H253L254 220V218H255ZM102 218V219H103ZM261 218H262V216H261ZM101 219V218H100ZM219 219V220H220ZM235 219H236V217H235ZM240 218H239V216H238V220H239ZM251 219H250V221H251ZM264 219V218H263ZM207 220H208V218H207ZM219 220L217 219H215V221H217V222H219ZM242 220H244V219H242ZM240 221V220H239ZM245 221H247V220H245ZM245 221H243L244 223H246L247 224V222H245ZM249 221V222H250ZM263 221V220H262ZM113 222H115V220L113 221L112 220V223ZM205 222H208V221H206L205 220ZM204 222V223H205ZM209 222H212V221H209ZM207 223V224H210V223ZM214 222V221H213ZM213 222H212V224L211 225H213ZM241 222V221H240ZM239 222V223H240ZM249 222H248V224H249ZM118 223V222H117ZM203 223V222H202ZM229 223V222H228ZM238 223V221H236L235 222V224L234 225H236ZM238 223V224H239ZM244 223H242V225L241 226H239V225H236L237 226V228H236V230H235V233H237L238 231V229L239 230H241L242 231V229L244 228L243 226V224ZM254 223V222H253ZM109 224V223H108ZM114 224H116V223H114ZM206 224V223H205ZM230 224V223H229ZM248 224L247 225H245V226H247V228H250V227H248ZM251 222H250V226H251ZM111 225L112 224H110V227H111ZM210 225V226H211ZM255 225V224H254ZM113 227H114V225H112ZM201 226V225H200ZM202 226H203V224H202ZM205 226V225H204ZM207 226H209V225H207ZM238 226H239V228H238ZM246 228V230H245V228L243 229V230H245L246 231V233H247V231L249 232L250 231V229H247ZM206 229H210V227L208 228V227H205L204 228V230H206ZM198 230L200 231V230H202L203 231V229L202 228H198ZM201 231V233H203ZM245 231H242V232H240L241 234L240 235H242L243 237H244V235L242 234L243 232H245ZM238 232V233H239ZM250 232H252V233H254V232H256V231H250ZM248 233V235L249 236H252L253 234L252 233ZM258 232V231H257ZM262 232H260V235H264V233H262ZM255 234V233H254ZM239 236V235H238ZM242 236H241V238H242ZM246 236H247V234L245 235V238H246ZM249 236L245 239L244 238V241H247V243L246 242H243L244 244H245V246L244 247H246L247 246V244H248V246H250V244L252 245L253 243L252 242H254L255 241V238H257V237H255V235L254 236H252V238H251V240L253 239V237H255L254 238V241H251V240H248V239H250L249 238ZM164 237V236H163ZM262 237V236H261ZM162 239H165V238H161V240H160V242L162 241ZM243 239V238H242ZM241 239V240H242ZM260 239V238H259ZM259 239H257V240H259ZM262 240V242H264L263 240H264V237H262L261 238ZM147 240H149L148 239V236H147ZM238 240H240V239H238ZM154 241V240H153ZM152 241V242H153ZM249 241V242H248ZM261 241H260V243H261ZM154 242H156L155 243V246L156 247H159L158 245H161V243L159 244L158 242L159 241H154ZM239 242V241H238ZM258 242V241H257ZM147 243H148V241H147ZM158 243V244H157ZM240 243V242H239ZM243 243H240L241 245H239L238 247H240L241 246V248L243 249V251H242V249L241 248H239L240 249V252H246L247 250L246 249H248V246L246 247V248H243L242 247V244ZM250 243V244H249ZM163 245H161L160 247H162V246H167V247H164V248H167V249H165V251L166 250H168L166 253L164 252H160L159 250H160V247H159V250H158V252H159V255H158V252L157 253H154V256L152 257V258H155L154 259V261H156V259L158 260V258H159V260L161 259V256H162V254H160V253H163V254H167L166 256H165V258H166V262H163V259H161V261H158V263H157V261L154 263V261H153V259L151 260L150 258H151V256H149V258L147 259V260H151V261H153V263H150V262H147V260H142V261H140V262H142V263H140V262H138V264L140 263V264H170V263H168L167 262V260H169V258L170 257H167L168 256V254L170 255V253H171V251H170V249H168V247H170V245H165V243H162ZM257 244H259V242L257 243ZM256 243H255V245H257ZM262 245V244H261ZM182 246V245H181ZM253 247V246H252ZM257 247V246H256ZM262 247H264L263 245H262ZM163 248V249H164ZM251 248V247H250ZM258 248H261V247H258ZM162 249V250H163ZM255 246H254V250L253 251H255ZM252 250V249H251ZM250 250V251H251ZM239 252V251H238ZM239 252V253H240ZM172 253H173V251H172ZM175 253H177V252H175ZM248 252H246L245 254H247ZM252 253V252H251ZM240 254H242V253H240ZM245 254H242V256H241V258H244L243 256H245ZM158 255V256H157ZM172 256V255H171ZM164 257V256H163ZM247 257V256H246ZM108 258H110V256L109 255H107V259ZM124 258V259H123ZM122 258V260H123V263L126 261V260H128V259H131V258H129L128 256H126V257H123ZM168 258V259H167ZM240 258V259H241ZM245 259V258H244ZM165 260V259H164ZM120 261V260H119ZM134 261H132V264H137L136 262H134ZM145 262V263H144ZM172 262V261H171ZM243 262H244V260H243ZM120 263H122L121 261H120Z\"/></svg>", "mask_w": 264, "mask_h": 264}]
</instances>
